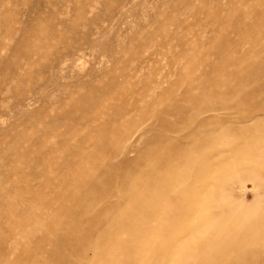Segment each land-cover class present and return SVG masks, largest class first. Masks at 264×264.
Segmentation results:
<instances>
[{
  "label": "rangeland",
  "instance_id": "rangeland-1",
  "mask_svg": "<svg viewBox=\"0 0 264 264\" xmlns=\"http://www.w3.org/2000/svg\"><path fill=\"white\" fill-rule=\"evenodd\" d=\"M263 32L264 0H0V264H62L55 254L62 251L61 225H75L88 204L74 200L81 194L79 176L88 180L92 169L117 165L131 169L148 160L146 150L158 137L181 139L164 132L162 122L177 123L173 108L190 109L194 99L226 83L233 63H242L240 71L249 68L247 61L258 66L254 74L263 81ZM215 68L224 72L214 74ZM251 104L242 102L236 111L243 114ZM220 117L230 120L231 111ZM249 127L256 142L228 157L225 166L235 167L230 173L250 169L257 158L264 167V133ZM108 146L125 158L107 155ZM224 146L222 139L213 143ZM107 156L112 163L100 165ZM126 161L131 165L121 164ZM216 169V181L229 176L228 169ZM171 173L166 167L161 176ZM244 179L248 201L227 222L223 209L237 207L213 192L226 224L215 246L193 250L205 261L235 264L241 254L246 264H259L258 255L264 261V182ZM172 219L176 231L189 225ZM133 222L144 225L146 218ZM214 228L202 226V239L212 240ZM82 231L68 262L87 246ZM121 234L128 250L143 249L146 260L130 264H183L182 257L164 256L173 242L168 232L159 233L153 250L143 238ZM93 257L88 252V260Z\"/></svg>",
  "mask_w": 264,
  "mask_h": 264
},
{
  "label": "bare ground",
  "instance_id": "bare-ground-1",
  "mask_svg": "<svg viewBox=\"0 0 264 264\" xmlns=\"http://www.w3.org/2000/svg\"><path fill=\"white\" fill-rule=\"evenodd\" d=\"M240 63L238 61L232 64L233 69L226 83L217 84L200 99H194L195 105L192 108L178 106L169 112L178 122L175 124L162 122L161 129L173 135L182 134L181 139L166 141L162 136L158 137L146 150L150 155L148 160L145 163L139 161L138 165L131 169L128 166L131 164L126 161L121 164L128 166V169H115L117 165L110 166L109 169H92L90 174H87L88 180L79 176L81 194L74 200L79 202L84 199L88 204L86 208L82 207L84 210L79 216H75V225L67 228L61 225L58 242L62 245V251L55 254L60 255L62 264L93 262L99 264L100 261L108 259H112L114 264H130L128 259L146 260L143 249L128 250L125 247L121 233L134 235L139 240L143 238V242L150 245L148 249L153 250L154 243L159 239L158 235L160 237L159 233L163 231L164 235L167 232L172 234L170 238L173 241L171 248L163 251L165 257H182L183 264H217L211 257L205 261L203 253L194 254L193 250L203 249L204 246L211 244L215 246L217 236L225 230L226 222L235 216L234 211L245 207L248 189L244 177L251 176L258 185L264 182V167L259 158L253 167L243 169L242 172L230 173V169L235 167L232 164L225 166L228 157L237 158L244 145L256 142L249 125H254V128H259L264 133V80L254 74L253 68L258 66L247 61L249 68H245V71L241 68L243 71H240L239 67L242 65ZM259 67L264 68V62ZM226 68L224 66L223 70ZM213 72L218 74L224 71L215 68ZM250 101L252 107L243 114L236 111L237 105ZM218 104H221L222 108L218 107ZM227 110L232 114L230 120L220 117L221 113ZM212 124L216 127L212 128ZM216 138L222 139L224 149L218 150L213 147ZM113 147H105V153H109L117 146ZM112 152H115L110 153L114 154V159L117 160L116 156L124 158L126 156L125 151ZM110 157L107 156L109 160ZM213 158H217L216 162H213ZM109 163H112L111 160L101 162L100 165ZM183 165L184 169H180L179 167L182 168ZM218 166L228 169L229 176L224 181L215 180L214 175ZM166 167H170L172 173L164 178L161 172ZM144 178L147 180H143ZM115 187L118 188L117 192L114 191ZM216 189L221 192L222 200L237 207L232 210L231 205L230 208L228 205L225 206L223 214L230 215L226 222L221 219L219 212L216 214V210L221 208L214 196ZM156 190H165L168 194L164 197L157 194ZM252 195L254 196V193ZM72 216L73 212L68 210V217ZM138 216L146 218L144 225L133 222ZM174 217L186 218L189 222L184 231L182 229L176 231L177 224L172 222ZM169 223L175 225L174 231L181 236L172 233ZM200 223L202 225H199ZM212 225L215 227L212 240L202 239L205 231L202 226L207 229ZM82 228V241L84 245L87 243V246L79 252L81 255L76 256L75 261L70 259L71 262H68L69 250L77 242L74 238ZM236 233L238 230H235L234 234ZM252 244L257 247L258 241L255 240ZM155 247L160 248L156 245ZM90 251H94L92 260L87 258ZM159 252H162V249ZM121 256H126L127 260H122ZM243 257L242 254L240 259L238 256L235 264L236 262L246 264L248 260H243ZM258 259L257 263L264 262L259 255Z\"/></svg>",
  "mask_w": 264,
  "mask_h": 264
}]
</instances>
